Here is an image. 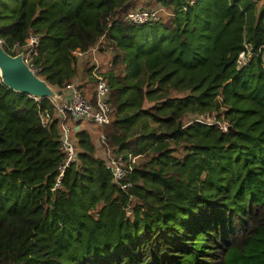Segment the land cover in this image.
Instances as JSON below:
<instances>
[{
    "label": "trees",
    "instance_id": "1",
    "mask_svg": "<svg viewBox=\"0 0 264 264\" xmlns=\"http://www.w3.org/2000/svg\"><path fill=\"white\" fill-rule=\"evenodd\" d=\"M136 2L0 0V45L61 95L95 80L73 51L113 54L104 158L74 131L58 188L54 103L0 80V264H264V2L144 0L172 16L122 22Z\"/></svg>",
    "mask_w": 264,
    "mask_h": 264
},
{
    "label": "built area",
    "instance_id": "2",
    "mask_svg": "<svg viewBox=\"0 0 264 264\" xmlns=\"http://www.w3.org/2000/svg\"><path fill=\"white\" fill-rule=\"evenodd\" d=\"M160 12L161 9L131 11L123 17L122 22H128L133 25L151 24L161 20L162 16ZM112 25L113 23L109 21L108 26L112 27ZM38 43V37L32 35L29 37L27 41V45L30 47L29 54H36V46L38 45ZM98 48L99 45L92 48L88 53H82L78 49L72 52L76 57H82L85 56V54H88L90 58L92 57V75L95 80L93 86V96L90 98L86 97L83 94L82 90L79 89L76 84H69L66 87L67 96L63 99L61 106L58 107V116L60 118V148L65 155V161L58 169L59 174L55 185L56 188L60 186V181L65 170L77 159L76 143L72 139L73 128L75 131L76 126L80 128L85 124H91L96 128H99L100 130L101 127L108 124L110 120L111 107L107 102L109 87L106 79L103 78V76L100 74V70L102 69L100 67L98 59L96 58ZM252 57L253 55L250 51L248 52L247 56L241 53L239 55L237 69H239ZM62 97L63 94L61 95V98ZM198 121L208 126L217 125L222 131H226L228 128V124L218 122L215 115L213 114L202 117ZM70 122L72 126H69ZM99 134L100 141L104 142L105 139L103 135L101 134V132ZM124 166V161L121 156L108 155L106 167L111 170L116 182H120L126 176V170ZM126 214L128 217H131L130 211H127Z\"/></svg>",
    "mask_w": 264,
    "mask_h": 264
},
{
    "label": "water",
    "instance_id": "3",
    "mask_svg": "<svg viewBox=\"0 0 264 264\" xmlns=\"http://www.w3.org/2000/svg\"><path fill=\"white\" fill-rule=\"evenodd\" d=\"M0 80L10 90L26 94L33 99L48 98L58 101L61 92L55 91L45 80L38 77L29 67L24 54L9 55L0 45ZM79 127H75L78 131Z\"/></svg>",
    "mask_w": 264,
    "mask_h": 264
},
{
    "label": "rangeland",
    "instance_id": "4",
    "mask_svg": "<svg viewBox=\"0 0 264 264\" xmlns=\"http://www.w3.org/2000/svg\"><path fill=\"white\" fill-rule=\"evenodd\" d=\"M263 2H264V0H262ZM136 4H137V8H141V9H147V10H152V9H149V8H153V9H161V12H160V14H161V16H162V20H164V21H167L168 19H170V17L172 16V15H169V14H171V13H168V11H166L165 9H163V8H161V6L160 5H158V4H156V3H154V2H152L149 6H145L144 5V0H137V2H136ZM91 54V53H90ZM86 57L85 58H83L84 56H82V57H78L79 58V67L82 65V63L84 62H90V64H91V60H92V57L90 58L89 56H87V55H85ZM96 58L98 59V61H99V63H100V67H101V69H103V70H105V69H108V68H110L111 67V62H112V58H113V54H111L110 53V51H109V47H107V44H106V41H102L101 42V46H99V48H98V51H97V53H96ZM88 64V63H87ZM93 64V63H92ZM83 67V66H82ZM75 84V83H74ZM85 85H90V86H92V88H93V86H94V81L92 80L91 82H87V84H85ZM54 89V88H53ZM55 90V89H54ZM56 91V90H55ZM67 96V93H66V90L64 91V93H63V97L61 98L60 97V99L58 100V101H55V102H53L54 103V105H55V107H56V115L58 116L59 115V111H58V107L59 106H61V104H62V101H63V99L65 98ZM59 117V116H58ZM69 126H72V124H71V122H70V125ZM59 128H60V124H59ZM82 129V128H81ZM83 129H85V128H83ZM82 129V130H83ZM85 131V130H84ZM91 131V130H90ZM87 133H88V131H87ZM89 133H91V132H89ZM88 133V134H89ZM90 135V134H89ZM93 136H92V138L91 139H94L93 141L95 142V144H96V146H98L97 147V154L99 155V156H102V149H101V145H100V142H99V138H98V134H92ZM91 137V136H90ZM72 139L74 140V128H73V134H72ZM75 141V140H74ZM103 158H104V156H102Z\"/></svg>",
    "mask_w": 264,
    "mask_h": 264
},
{
    "label": "crops",
    "instance_id": "5",
    "mask_svg": "<svg viewBox=\"0 0 264 264\" xmlns=\"http://www.w3.org/2000/svg\"><path fill=\"white\" fill-rule=\"evenodd\" d=\"M82 92H83V94L86 96V97H88V98H90V97H92L93 96V88H92V86H90V85H84V88H82ZM83 128H85V129H82ZM85 130V132L87 133V131H88V133L89 132H91V133H89L90 134V136H91V138H92V134H98V138L100 139V130H99V128H96L95 126H93V125H91V124H85L84 126H81L80 128H79V131H84ZM91 130V131H90ZM94 139H92V141H93ZM93 143H95L94 141H93ZM95 146H96V144H95ZM98 146H96V148H97ZM99 148V147H98ZM104 153V152H103ZM102 153V156H104V154Z\"/></svg>",
    "mask_w": 264,
    "mask_h": 264
}]
</instances>
